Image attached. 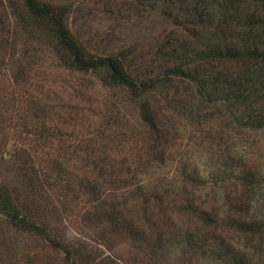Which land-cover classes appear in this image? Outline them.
Instances as JSON below:
<instances>
[{
	"label": "rangeland",
	"instance_id": "rangeland-1",
	"mask_svg": "<svg viewBox=\"0 0 264 264\" xmlns=\"http://www.w3.org/2000/svg\"><path fill=\"white\" fill-rule=\"evenodd\" d=\"M52 1L71 6L67 25L89 43L92 54L127 52L132 76L151 77L164 67L163 51L177 46L184 45L185 52L214 50L223 38L224 23L235 31L236 17L227 22V15L213 4L204 23L192 33L175 23L174 16L161 14L160 0ZM234 1L241 8L238 18H247L253 22L249 29L264 35V0ZM230 30L225 29L226 37ZM18 72L27 75L24 85L13 80ZM102 75L73 71L41 34L27 26L17 27L14 15L0 4V103L5 108L0 152L5 145L4 152L12 153L13 143L19 139L21 143L23 121L44 133L38 142L22 141L29 154L0 158V181L8 183L12 197L21 194L14 198V206L31 211L28 217L33 223L79 251V258L109 255L118 260L115 264H153L135 257L136 225L151 236L164 234L166 245L176 246L179 234L189 225L187 215L179 211L182 200L221 216L226 197L235 193L233 177L241 164L251 168L257 180L249 212H264V129L238 128L219 100L197 105L190 86L183 82L181 93L171 88L158 102L171 120L165 127L174 139L173 148L164 149L167 162L138 169L136 163L145 157L142 147L150 138L127 91L106 86ZM27 94L37 103L28 106ZM21 167L29 169L35 193L19 174ZM134 171L150 193L162 192L165 197L143 214L137 213L143 200L140 192L105 184L109 177ZM99 173L104 190L96 202L89 199L86 185ZM185 175L192 180L186 181ZM104 210L108 215H98ZM109 216L113 225L106 221ZM259 248H250L248 257L255 264L264 261ZM171 250L160 264H189L191 253L184 258ZM0 264H80V260L66 259L42 236L12 226L0 214Z\"/></svg>",
	"mask_w": 264,
	"mask_h": 264
},
{
	"label": "trees",
	"instance_id": "trees-1",
	"mask_svg": "<svg viewBox=\"0 0 264 264\" xmlns=\"http://www.w3.org/2000/svg\"><path fill=\"white\" fill-rule=\"evenodd\" d=\"M160 3L161 14L169 18L174 16L175 23L186 32L193 33V30H197L205 21L206 11L212 9L214 5L227 15V22L231 20V16L234 19L236 17L235 31L232 32L228 23H224V30L220 31L223 38L214 50L194 49L185 52L183 45L174 47L167 53L163 51L161 59L164 67H159L151 77H139L132 76L133 71L130 72L127 68V52L94 55L89 51V43L79 39L67 25L72 10L70 5L52 0L0 1L2 8L14 15L17 27L27 26L36 30L73 71L102 72L103 84L127 91L136 103L144 134L150 138L148 145L142 147L145 157L136 163L138 169L151 166L154 162L161 164L167 162L168 157L164 149L173 148L174 139L168 136L165 127V122L171 123V120L165 115V108L158 102L161 94L164 92L165 95L171 88L181 93L183 82L190 86V92L194 93L197 105H212L219 100L224 102L225 111L233 118L238 128L253 131L264 129V35L253 33L252 29H249L253 22H247V18H238L241 8L234 0H160ZM225 29L230 30L227 37ZM12 77L17 85H24L27 81V75H19V72ZM36 103L37 100L27 94L26 104L31 106ZM4 112V104L0 103V121L4 118ZM19 129L21 140L25 144L32 139L38 142L44 134L39 128L24 121ZM22 141L18 144L19 139L18 143L17 141L13 143L12 153L4 152V145L0 158L2 159L4 154H8L9 158L29 154L22 147L21 144H24ZM238 167L240 171L233 177L235 193L232 197H226L225 209L221 216L207 209L195 207L186 199L182 200V208L179 211L182 210L187 215L189 225H186V229L179 234L181 237L176 244L174 243L176 246H167L164 234L157 233L151 236L142 230L141 225H136L132 241L137 242L134 248L135 257L140 255L138 261L144 259L153 264L165 262L166 259H162V256L167 254L171 247H173L171 251L178 250V255L184 258L191 253L187 259L189 264L193 260L192 264H255L248 256L250 248L259 247L264 259V212L259 215L249 212L252 188L257 180L251 168L244 164ZM28 170L21 167L19 174L21 173L31 186L28 189L35 193L32 187L33 179L29 177ZM137 174L138 171H134L109 177L105 184L121 190L133 188L140 192L143 200L142 205L138 206L137 213L141 211L143 214L149 212L150 206L156 208V203L161 204L164 195L162 192L150 193ZM101 176L99 173L92 177L86 185L91 201L97 202L102 196L104 189L103 181L99 180ZM184 178L186 181L192 180L189 175H185ZM7 186L6 181H0V214L9 224L42 236L51 247L62 250L68 260L75 261L78 258L80 264H115L118 261L109 258V255L79 258L82 256L79 251L76 252L60 243V240L51 238L46 227L33 223L28 217L31 211H23L22 206L15 207L13 200L21 194L12 197L13 192L8 190ZM106 212L104 210L98 215L105 217L108 215ZM110 217H107L106 221L113 225L114 221H110ZM261 264H264V261Z\"/></svg>",
	"mask_w": 264,
	"mask_h": 264
}]
</instances>
